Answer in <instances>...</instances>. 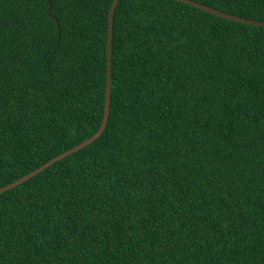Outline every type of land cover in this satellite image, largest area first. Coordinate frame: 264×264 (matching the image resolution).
Returning <instances> with one entry per match:
<instances>
[{
  "label": "trees",
  "instance_id": "obj_1",
  "mask_svg": "<svg viewBox=\"0 0 264 264\" xmlns=\"http://www.w3.org/2000/svg\"><path fill=\"white\" fill-rule=\"evenodd\" d=\"M112 2L0 0V188L98 131ZM0 264H264V27L119 0L107 128L0 194Z\"/></svg>",
  "mask_w": 264,
  "mask_h": 264
},
{
  "label": "water",
  "instance_id": "obj_2",
  "mask_svg": "<svg viewBox=\"0 0 264 264\" xmlns=\"http://www.w3.org/2000/svg\"><path fill=\"white\" fill-rule=\"evenodd\" d=\"M177 1H181L183 3L194 6L198 9L204 10L208 13L214 14L218 17L228 19L230 21H235V22L248 24V25H252V26H256V27H264V21L248 19L245 17L237 16L235 14H230V13L221 11L219 9L204 5V4L197 2V1H194V0H177ZM48 2H49L48 14H50L51 9H52V4H51V0H48ZM118 3H119V0H113L111 7H110V10H109V15H108L107 80H106V90H105V108H104L103 120H102L101 126L99 127L98 131L93 136H91L87 140L83 141L81 144H79V145L71 148L70 150H67L64 153L56 156L55 158L51 159L49 162L45 163L44 165H42L38 169L34 170L33 172H30L29 174L25 175L24 177L20 178L19 180L15 181L9 185L1 187L0 188V194L23 184L24 182L35 177L36 175L43 172L48 167L55 164L56 162L64 159L67 156L74 154L75 152H78L79 150H81L85 147H87L88 145L95 142L98 138H100V136H102V134L104 133V131L108 125L110 108H111L113 25H114V15H115Z\"/></svg>",
  "mask_w": 264,
  "mask_h": 264
}]
</instances>
